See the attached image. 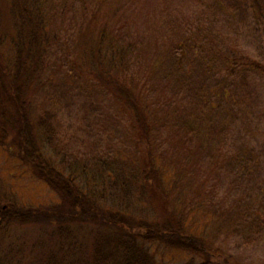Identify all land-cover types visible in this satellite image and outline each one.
<instances>
[{
	"label": "trees",
	"instance_id": "obj_1",
	"mask_svg": "<svg viewBox=\"0 0 264 264\" xmlns=\"http://www.w3.org/2000/svg\"><path fill=\"white\" fill-rule=\"evenodd\" d=\"M212 1L213 10L223 13L239 0ZM224 1L231 4L223 5ZM240 1L259 19L264 36V0ZM200 2L0 0V148L53 196L49 204L21 207L0 195V238L7 240L9 230L42 229L48 233L45 244L51 241L45 250L55 247L53 252L36 253L30 259L23 253L24 241L18 243L16 255H0V264L186 261L161 259L155 251L160 245L181 256L207 253L215 262L217 257L218 261L227 259L207 245H213L217 230L241 234L246 227L233 224L235 218L229 215L219 219L204 202V188L211 176L187 178V173L174 167L172 158H164L201 155L203 139L210 132L208 122L198 124L201 116L196 108L160 104L176 81L179 89L195 87L204 93L200 109L213 111L219 107L211 95L231 105L241 91L242 105L247 102L243 91L246 84L237 79L240 74L244 76V53L228 59L218 49L222 45L217 39L211 35L208 38L193 21L186 23L188 19L176 15H184L190 7L197 12ZM198 15L202 16L201 12ZM62 43L64 50L59 52ZM221 60L225 63L219 64ZM237 62L240 72L234 74L231 65L234 69ZM248 65L255 73H264V61L254 60ZM225 71H231L228 86ZM75 72L83 88L104 89L111 104L122 112L128 137L125 145L130 149H95L92 158L89 153L83 154L75 167L65 169L60 153L54 150L61 141L56 131L59 122L51 106L57 95L53 88L62 79L76 77ZM210 72L225 78L223 83L209 87L206 80L211 79ZM192 73L197 79H190ZM184 78L191 84L182 82ZM39 88L47 95L44 106L35 100ZM225 114L230 115L228 111ZM158 125L163 128L156 133ZM158 138L166 139L161 144L173 154L154 146ZM235 176L231 177L232 185L246 184L241 181L245 176ZM240 187L255 193L247 185ZM241 202H235L228 213L235 208L241 210ZM201 213L211 216L213 222L192 232L189 219ZM187 225L191 233L186 231Z\"/></svg>",
	"mask_w": 264,
	"mask_h": 264
},
{
	"label": "rangeland",
	"instance_id": "obj_2",
	"mask_svg": "<svg viewBox=\"0 0 264 264\" xmlns=\"http://www.w3.org/2000/svg\"><path fill=\"white\" fill-rule=\"evenodd\" d=\"M200 3L201 7L197 12L194 7H190L189 10H184V15L179 16V12H176V15L180 19L182 16L188 19L186 23L193 21L194 27L201 29V33L208 38L217 39L222 45L218 49L224 55L226 54L228 59L234 60L238 52L244 53L246 66L243 74L245 77L240 74L237 79L246 84V89L243 91L247 93V102L242 105L241 91L235 100L236 103L231 105L227 104L229 101L221 102L220 99L215 100L211 95V100L217 102L219 107L213 111H210L211 108L200 109L203 105V92L201 93L195 87L179 89L176 87L178 82L176 81L165 92L167 93L166 98L160 104L177 105L183 109L196 108L199 110V117L201 116L197 121L198 124L208 122L210 132H207L208 136L203 139L205 145L199 151L201 155L191 159L175 155H168L164 158H172L176 164L174 167L182 171L184 175L187 173V178L199 176L203 179L211 176L210 182L204 188L206 196L204 202L208 203L209 209H212L219 219L229 215V218H235L232 220L233 224H241L246 229L241 234L235 232L234 234L227 229L217 230L212 240L213 245L208 244V249L228 256L227 259L222 258L220 261L217 257V262L207 253L181 256L180 253L163 248L161 245L155 248V251L161 259L166 261L169 257H173V261L186 260L183 263L188 264H214V262L215 264H231L232 260L237 264H264V73H255L248 65L254 60L264 61V36L259 19L253 12L246 10L240 0L233 5L224 1L223 5L231 4V9L223 13L213 10L212 0H201ZM200 12L202 16L198 15ZM195 32L196 35L199 33ZM221 35L225 36L223 40L220 39ZM63 50L62 43L58 51ZM64 58L67 60L63 55V60ZM222 61L224 62L221 60L218 63ZM231 67L234 74H239V62L234 64V69L233 65ZM229 73L224 72V76L227 77L224 79L228 80L225 82L227 86L228 83L230 85ZM64 74L63 69L61 76L63 77ZM75 74L76 77L62 79V82L53 88V92L57 95H54L56 97L54 107L51 106L55 121L59 122L56 131L59 135H57L58 140L61 141L59 144L56 143L54 150L60 153V163L65 169L75 167L77 160L83 154L89 153L88 157L92 158L91 154L95 149H130L125 145L128 137L125 124L121 121L122 112L120 113L111 104L110 97L104 89L93 86L83 88L78 74L76 72ZM208 76L211 78L206 80L209 87H216L223 83L224 79L215 76L212 72L208 73ZM190 79H197V75L192 73ZM182 82L191 84L187 78H184ZM46 90L50 91V88ZM46 97L45 91L39 88L35 98L36 103L44 106ZM226 111L229 112V117L228 114L226 116ZM207 118L210 120L207 121ZM234 119L238 120V124ZM162 128V125H158L155 132H160ZM158 140L154 146H158L159 151L173 154L171 149H166L161 144L166 139L158 138ZM226 153L229 154V158L224 155ZM234 176L236 179L245 176L241 181L242 184L243 182L246 184L232 185L233 178L231 177ZM246 185L255 193L250 194L246 192L245 187H240ZM243 194L246 198H241ZM0 195L11 204H18L21 207H36L53 201V196L46 192L44 184L36 183L28 172L21 169L18 161L1 148ZM241 200L243 208L241 210L235 208L228 213L232 205ZM181 206L185 207L183 204ZM250 208H253V211ZM249 211L250 214H248ZM212 222L211 216L203 213L195 215L188 222L191 223L190 227L193 229L187 225L186 231L191 233V229L192 232H197L196 227L198 229L204 225L209 227ZM222 226L224 227V224ZM47 236L48 233L42 229L9 230L7 240L0 238V255H16L24 241H26V247L23 248V253L30 256V259L36 253L38 255L47 251L53 252L55 247L45 250L46 246L51 243L49 239L45 244Z\"/></svg>",
	"mask_w": 264,
	"mask_h": 264
}]
</instances>
